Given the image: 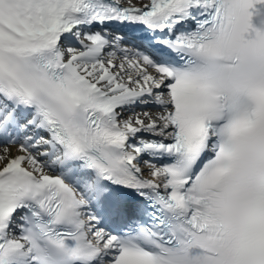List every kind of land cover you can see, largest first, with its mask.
Listing matches in <instances>:
<instances>
[{"label": "snow or ice", "instance_id": "obj_1", "mask_svg": "<svg viewBox=\"0 0 264 264\" xmlns=\"http://www.w3.org/2000/svg\"><path fill=\"white\" fill-rule=\"evenodd\" d=\"M0 264H264V0H0Z\"/></svg>", "mask_w": 264, "mask_h": 264}]
</instances>
